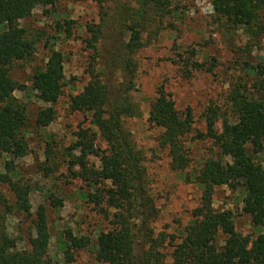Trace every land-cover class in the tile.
I'll list each match as a JSON object with an SVG mask.
<instances>
[{
	"label": "trees",
	"instance_id": "16d2710c",
	"mask_svg": "<svg viewBox=\"0 0 264 264\" xmlns=\"http://www.w3.org/2000/svg\"><path fill=\"white\" fill-rule=\"evenodd\" d=\"M117 1L92 0L101 10L106 3L112 5ZM54 2L0 0V264H53L47 256L49 236L43 206L36 207L26 248L20 251L16 249L17 240L6 234L5 221L10 214L29 215L31 209L30 186L14 178L15 161L24 157L27 150L20 135L27 115L23 104L13 97L14 91L23 86L10 78L9 69L14 63L29 59L34 50V42L27 38L19 22L28 18L34 9L52 7ZM211 2L220 17L249 31L264 11V0ZM131 4L133 7L126 16H108L105 11L103 19L88 28L90 38L86 45L95 55H99L95 44L102 43L100 68L96 73L90 72L88 83L68 100L70 112L89 115V124L97 130L105 147L100 151L92 135L80 129L73 145L79 156L67 167L70 171L78 166L84 172V158L93 156L100 164L93 177L98 182L109 183L106 189L99 192V187L95 189L98 195L93 197L100 205L97 211L108 223L106 232L98 235L95 261L98 264H167L168 257L170 264H264V235L252 241L241 238L234 232L229 214L211 207L214 188L239 187L244 194L243 214L249 216L254 227L264 226V167L257 159L264 154V61L249 69L254 92L242 87H237L239 92H233V123L224 124L215 138L221 159L200 161L192 177V182L200 188L197 206L191 213L189 228L175 242L170 235L155 233L153 229L157 209L148 191L143 157L122 122L135 114L129 97L133 89L134 55L149 45V33L143 37L148 30L153 38L157 36L162 20L169 14V4L165 0H131ZM120 8L118 5L116 9ZM188 66L195 71L202 69L193 62ZM117 70L125 82L115 90L108 80ZM29 82L36 99L49 106L36 114L34 126L46 127L53 120L50 106L62 93V55L50 50L42 69L35 71ZM147 121L160 130L157 144L167 153L169 169L184 171L189 164L185 144L191 134L190 110L178 112L171 96L160 86L149 105ZM208 128L207 136L211 137ZM200 138L203 135L195 133L190 139ZM3 190L10 194L11 200ZM50 205L57 208L60 203L51 201ZM218 234L223 236L221 242L217 240ZM66 235L73 245L84 246V241H76L70 233ZM166 250H169L168 256L164 253ZM67 258L71 261L69 255Z\"/></svg>",
	"mask_w": 264,
	"mask_h": 264
},
{
	"label": "rangeland",
	"instance_id": "374dc122",
	"mask_svg": "<svg viewBox=\"0 0 264 264\" xmlns=\"http://www.w3.org/2000/svg\"><path fill=\"white\" fill-rule=\"evenodd\" d=\"M165 1L169 4V14L162 20L157 36L153 38L148 30L143 37L149 33V45L134 55L133 89L129 97L135 114L122 122L143 157L148 191L157 209L153 229L178 242L191 224V213L200 196V188L192 182L200 161L221 159L215 138L224 124L233 123V92L238 91L237 87L254 92L249 69L264 61V11L249 31L220 17L213 10L212 0ZM118 5L122 8L116 9ZM132 7L131 0H118L112 5L108 2L102 10L92 0H55L52 7L36 8L19 22L27 38L34 42V50L29 59L14 63L9 69L10 78L23 86L14 91L13 97L23 104L27 115L25 128L20 133L27 150L24 157L15 161L14 178L30 186L31 209L29 215L10 214L5 221L6 234L17 240L18 251L26 248L33 213L41 205L46 214L50 261L98 264L96 241L100 233L106 232L108 223L97 211L100 205L93 197L98 195L95 189L99 187V192L108 188L109 183L98 182L93 177L100 167L98 158L93 156L84 158V172L78 166L70 171L67 167L79 156L73 145L80 129L92 135L100 151L105 147L97 130L89 124V115L70 112L68 100L88 83L89 73H96L100 68L102 43L95 44L99 54L95 55L86 45L90 38L88 28L97 25L105 11L108 16L123 17ZM50 50L62 55L63 88L56 103L50 106L51 123L36 127V114L49 106L36 99L29 80L35 71L42 69ZM192 62L199 64L201 71L190 69L188 65ZM124 82L118 70L108 80L115 90ZM160 86L171 96L178 112L188 108L191 113V134L185 144L189 164L182 172L169 169L167 153L157 144L160 130L147 121L149 105ZM207 126L211 137L207 136ZM195 133L203 138L191 141ZM257 159L264 167V154ZM2 192L11 200L6 190ZM243 197L239 187H217L211 196V207L217 212H227L234 232L252 241L264 235V226L254 227L249 216L243 214ZM51 201H58L60 206L52 208ZM67 233L76 241H84V246L70 243ZM222 239L218 234V242ZM168 252L164 251L167 256ZM165 261L170 264L168 257Z\"/></svg>",
	"mask_w": 264,
	"mask_h": 264
}]
</instances>
